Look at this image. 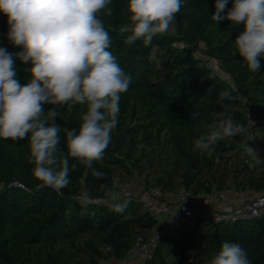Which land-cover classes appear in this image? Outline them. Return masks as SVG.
<instances>
[{
	"label": "trees",
	"instance_id": "16d2710c",
	"mask_svg": "<svg viewBox=\"0 0 264 264\" xmlns=\"http://www.w3.org/2000/svg\"><path fill=\"white\" fill-rule=\"evenodd\" d=\"M127 2L111 0L99 14L111 38L109 51L131 77L128 91L120 94L111 142L102 160L93 162V169L105 175L93 176L92 169L69 157L76 168L69 172L70 183L57 192L33 175L30 134L0 139V264H100L121 256L137 237L149 239L158 218L136 198H107L116 186L114 175L119 184L141 176L171 192L264 189V156L250 155L240 133L218 141L210 156L194 144L207 131L202 125L218 122L221 112L247 126L246 106L238 99L242 94L254 106L251 130L264 149V57L257 72L239 57L234 41L244 25L213 21L216 0H183L174 31L154 36L148 46L143 38L129 45ZM233 4L228 0L221 15ZM8 30L7 17L0 13V48L22 51L8 40ZM176 41L185 44L178 47ZM201 43L207 56L222 62L233 83L205 68ZM30 67V62L15 60L21 85L28 82ZM225 90L230 97L221 100ZM51 107L60 113L55 122L62 127L59 147L66 155V133L79 128L86 106L43 105L45 111ZM123 204V212L115 210ZM224 241L239 243L250 264H264V213L228 222L202 215L184 219L166 231L144 264H209Z\"/></svg>",
	"mask_w": 264,
	"mask_h": 264
},
{
	"label": "clouds",
	"instance_id": "9594fccd",
	"mask_svg": "<svg viewBox=\"0 0 264 264\" xmlns=\"http://www.w3.org/2000/svg\"><path fill=\"white\" fill-rule=\"evenodd\" d=\"M111 0H0V13L7 17L8 40L22 51L12 54L0 48V139L20 140L30 134V159L34 177L59 192L69 183L74 158L92 175L105 173L93 169L102 160L112 132L118 124L120 94L127 92L131 77L109 51L111 38L99 14ZM228 0H216L212 20L244 25L235 39V48L252 72L261 68L264 57V0H234L226 15H221ZM183 0H128L126 8L132 45L143 38L148 46L154 36L166 33L176 19ZM109 14H111L109 12ZM31 63L28 82L17 79L15 60ZM230 97L228 91L220 99ZM71 102V103H70ZM48 104L86 106L79 128L66 133L67 154L59 145L62 127L55 121L56 107ZM202 125L207 131L194 140L195 147L210 156L220 140L236 137L243 125L230 114ZM251 122V121H250ZM250 155L257 150L247 145ZM87 174V172L85 173ZM120 178L114 175L113 185ZM126 204L115 210L123 212ZM209 264H250L246 250L234 242H222Z\"/></svg>",
	"mask_w": 264,
	"mask_h": 264
},
{
	"label": "built area",
	"instance_id": "2783aa9c",
	"mask_svg": "<svg viewBox=\"0 0 264 264\" xmlns=\"http://www.w3.org/2000/svg\"><path fill=\"white\" fill-rule=\"evenodd\" d=\"M174 44L180 47L185 43L176 41ZM203 63L211 75L233 83L232 76L222 70L213 58L207 57ZM238 99L246 106L248 119L247 126L240 133L242 144L246 150L248 145L258 150L261 156H264V149L258 146L255 135L251 130V125L256 117L254 106L242 94L238 95ZM245 161L249 162L250 159L246 158ZM246 192H251L254 195L244 199ZM235 196L237 197L235 198ZM122 197L140 200L148 211L158 218L159 224L153 230L149 239L143 240L137 237L121 256L108 257L102 260L100 264H144L154 257L156 245L166 231L174 229L184 219L193 221L197 215H202L208 216L217 222H228L241 218H252L264 213V189L255 191L250 188L244 190L214 188L211 192L194 193L186 189L180 192H171L164 190L158 184H148L143 177L136 176L133 180L116 185L107 193V198L117 199Z\"/></svg>",
	"mask_w": 264,
	"mask_h": 264
},
{
	"label": "rangeland",
	"instance_id": "374dc122",
	"mask_svg": "<svg viewBox=\"0 0 264 264\" xmlns=\"http://www.w3.org/2000/svg\"><path fill=\"white\" fill-rule=\"evenodd\" d=\"M172 31H174V27H173V25L170 27V29L168 30V32H172ZM199 49V51H200V55L201 56H203V57H205V58H207V57H209V56H207L206 55V53H204V50H205V45L203 44V43H201V45H200V47L198 48ZM211 58H213L214 59V61H215V63L222 69V70H224L225 71V69L223 68V64H222V62L220 61V60H218V59H216V58H214V57H211ZM256 157H258V158H260V157H263V156H261L259 153H258V150H257V156ZM1 184H2V182H0V186H1ZM97 200H99V201H107V199H105V200H102V199H97Z\"/></svg>",
	"mask_w": 264,
	"mask_h": 264
},
{
	"label": "crops",
	"instance_id": "0c3cea01",
	"mask_svg": "<svg viewBox=\"0 0 264 264\" xmlns=\"http://www.w3.org/2000/svg\"><path fill=\"white\" fill-rule=\"evenodd\" d=\"M254 194L253 193H251V192H246V194L244 195V199H246V198H249V197H252ZM237 196H235V198H236ZM233 198H234V196H233Z\"/></svg>",
	"mask_w": 264,
	"mask_h": 264
}]
</instances>
